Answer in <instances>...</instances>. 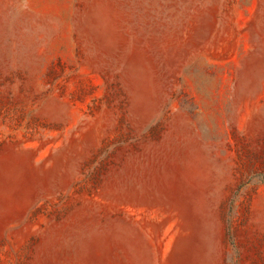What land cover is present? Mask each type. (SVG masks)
<instances>
[{
    "label": "rangeland",
    "instance_id": "374dc122",
    "mask_svg": "<svg viewBox=\"0 0 264 264\" xmlns=\"http://www.w3.org/2000/svg\"><path fill=\"white\" fill-rule=\"evenodd\" d=\"M0 264H264V0H0Z\"/></svg>",
    "mask_w": 264,
    "mask_h": 264
}]
</instances>
